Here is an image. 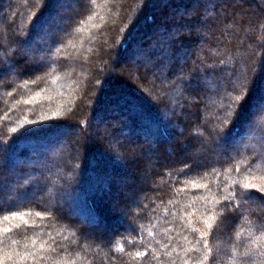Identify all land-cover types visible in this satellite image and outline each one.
Wrapping results in <instances>:
<instances>
[{
  "label": "trees",
  "instance_id": "trees-1",
  "mask_svg": "<svg viewBox=\"0 0 264 264\" xmlns=\"http://www.w3.org/2000/svg\"><path fill=\"white\" fill-rule=\"evenodd\" d=\"M245 1L0 0V264H264V0ZM127 49L155 102L112 71Z\"/></svg>",
  "mask_w": 264,
  "mask_h": 264
},
{
  "label": "rangeland",
  "instance_id": "rangeland-1",
  "mask_svg": "<svg viewBox=\"0 0 264 264\" xmlns=\"http://www.w3.org/2000/svg\"><path fill=\"white\" fill-rule=\"evenodd\" d=\"M261 1L262 0H256V1H254V0H246L245 2H244V5H243V7H245L246 9H248L250 12H252V11H254L256 8H257V6L259 5L260 6V4H261ZM134 5H133V8H131V12L130 13H128V17L127 18H125L124 20H123V22H126L129 18H131L133 15H134V13H136L137 12V10H138V8H139V6H140V4H138V3H133ZM74 6H75V8H76V4H73ZM130 5H132V4H130ZM62 10V9H61ZM61 10L59 11V12H61ZM65 9H63L62 10V12L64 11ZM61 15H62V13H60ZM59 14V15H60ZM54 18H56V16L54 17ZM51 23L50 24H52V21H50ZM66 23V22H65ZM122 25V24H121ZM152 26H155L154 24H152V22H150V21H145L142 25H141V27L138 29V31H137V33H142L143 31H145V30H147L148 28H151ZM118 28H120V27H118ZM2 29V30H1ZM0 30H1V33L3 34V35H5V30H3V27H1L0 28ZM137 39V38H136ZM114 40H115V37L113 36V40H112V43H114ZM133 42V41H132ZM109 44H110V42H109ZM131 51L130 50H124L123 52H122V54L121 55H119L118 57H115V60H114V62H116L115 64H114V67H112V71L114 72V73H118V75L119 74H122L121 76L122 77H124V79L127 81V82H136L138 85H140V89L142 90V93L145 95V96H147V98H150V100H152V101H156V99H157V96L159 97V95H160V93L162 92V91H160L159 89H157V88H152L151 87V83L152 82H154V80H153V77L151 76V75H148V73H143L142 71H141V67H138L137 66V63L135 62V60L136 59H141V56H139V54H138V52H140V51H138L135 55L134 54H132V52L130 53ZM102 62H104V60H106V57L104 56L102 59ZM102 65V64H101ZM135 66V67H134ZM109 67H108V64H105V67H103V68H101L100 67V72H101V76L103 77V76H105L106 74H108L109 73V71L110 70H107ZM135 72H138V73H135ZM180 94L179 93H175V94H172V95H168L169 96V98H170V101H173V102H175L176 101V99H177V97L179 96ZM175 99V100H174ZM194 101L196 100V99H193ZM191 120L192 121H195V117H191ZM94 126L95 127H102V123L101 122H98V121H95V124H94ZM103 130H108L107 129V127L106 126H104V128H103ZM77 134H79L80 133V130L79 129H75L74 130ZM181 131V130H180ZM247 136H248V134H246V135H244V138H247ZM185 138H187L186 140L188 141H186L187 143H188V145H189V142L192 140H190L189 139V136H188V132H185L184 133V139ZM196 141V143L198 142V140H195ZM188 145H187V147L186 148H184L183 150H184V153H183V157H188V156H190V157H192L193 159H196V151L194 150V149H190L189 147H188ZM169 146V145H168ZM156 149H157V146H156ZM157 151V153H158V150H156ZM191 158V159H192ZM171 161V160H170ZM146 171V172H145ZM145 171H144V175H145V180H143V183H144V185L145 184H151V182H152V179H153V177H152V175L154 174V172H155V170H153V171H149L148 170V165H146V167H145ZM152 172V173H151ZM129 180H130V178H129ZM124 188H122V186H120V190L122 191ZM119 190V191H120ZM120 191V192H121ZM122 192H124V190L122 191ZM139 200H140V198H139ZM116 208V206L114 207V209Z\"/></svg>",
  "mask_w": 264,
  "mask_h": 264
},
{
  "label": "snow or ice",
  "instance_id": "snow-or-ice-1",
  "mask_svg": "<svg viewBox=\"0 0 264 264\" xmlns=\"http://www.w3.org/2000/svg\"><path fill=\"white\" fill-rule=\"evenodd\" d=\"M36 215L39 216L40 213H37ZM20 218L23 220V216H21ZM3 219H4L5 221H7V220L9 219V217L4 216ZM25 222H26V221H25ZM209 227H211V226L209 225ZM8 231H10V229H5V232H8ZM41 247H43V245H41ZM119 250H122V247H121V249H119ZM140 255H141V254H140L139 252L136 253V257H137V258H139ZM205 259H207V257H205Z\"/></svg>",
  "mask_w": 264,
  "mask_h": 264
}]
</instances>
